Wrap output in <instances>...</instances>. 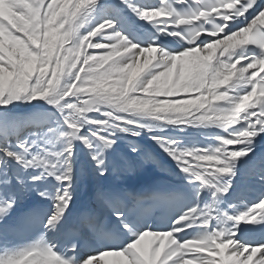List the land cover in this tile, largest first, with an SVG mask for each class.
Returning <instances> with one entry per match:
<instances>
[{
	"label": "snow or ice",
	"instance_id": "6c2138e0",
	"mask_svg": "<svg viewBox=\"0 0 264 264\" xmlns=\"http://www.w3.org/2000/svg\"><path fill=\"white\" fill-rule=\"evenodd\" d=\"M0 264H264V0H0Z\"/></svg>",
	"mask_w": 264,
	"mask_h": 264
},
{
	"label": "bare ground",
	"instance_id": "6f19581e",
	"mask_svg": "<svg viewBox=\"0 0 264 264\" xmlns=\"http://www.w3.org/2000/svg\"><path fill=\"white\" fill-rule=\"evenodd\" d=\"M88 199V196L84 194V192L82 191V198L81 200L78 202V206L81 204H83L86 200ZM110 259H115V258H110Z\"/></svg>",
	"mask_w": 264,
	"mask_h": 264
}]
</instances>
